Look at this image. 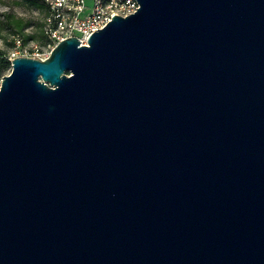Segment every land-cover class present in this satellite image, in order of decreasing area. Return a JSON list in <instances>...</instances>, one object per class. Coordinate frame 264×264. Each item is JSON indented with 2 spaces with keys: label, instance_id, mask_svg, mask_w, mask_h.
<instances>
[{
  "label": "water",
  "instance_id": "1",
  "mask_svg": "<svg viewBox=\"0 0 264 264\" xmlns=\"http://www.w3.org/2000/svg\"><path fill=\"white\" fill-rule=\"evenodd\" d=\"M0 82V264H264V0H136Z\"/></svg>",
  "mask_w": 264,
  "mask_h": 264
},
{
  "label": "built area",
  "instance_id": "2",
  "mask_svg": "<svg viewBox=\"0 0 264 264\" xmlns=\"http://www.w3.org/2000/svg\"><path fill=\"white\" fill-rule=\"evenodd\" d=\"M41 1L46 7L43 29L52 44L50 49L59 41L72 36L77 37L82 45H86L89 36L110 22L113 15L127 16L135 12L139 6L136 0ZM17 43V47H20L21 43L19 41ZM24 51L27 52V49ZM21 56L30 57L26 54ZM15 57L19 56L13 55L9 58L10 62Z\"/></svg>",
  "mask_w": 264,
  "mask_h": 264
},
{
  "label": "rangeland",
  "instance_id": "3",
  "mask_svg": "<svg viewBox=\"0 0 264 264\" xmlns=\"http://www.w3.org/2000/svg\"><path fill=\"white\" fill-rule=\"evenodd\" d=\"M45 13L44 7L28 5L26 0H0V82L11 71L9 58L13 55L43 58L50 52L52 44L42 30ZM19 24L22 25L17 28ZM17 31L20 34H15ZM18 41L22 47H17Z\"/></svg>",
  "mask_w": 264,
  "mask_h": 264
},
{
  "label": "trees",
  "instance_id": "4",
  "mask_svg": "<svg viewBox=\"0 0 264 264\" xmlns=\"http://www.w3.org/2000/svg\"><path fill=\"white\" fill-rule=\"evenodd\" d=\"M41 1V0H40ZM26 2H27V4L28 5H37L38 7H44V9H45V11H46V7H45V5L43 4V2L41 1V3L40 4H36V2L35 1H32V0H26ZM46 14V13H45ZM22 24H19V25H17V28H19L20 26H21ZM42 30H43V33H44V29H43V23H42ZM15 34H20V31H17ZM44 35H45V33H44ZM46 36V35H45ZM46 38H47V36H46ZM26 37L24 38V39H22L23 40V44H25L24 42L26 41ZM48 39V38H47Z\"/></svg>",
  "mask_w": 264,
  "mask_h": 264
}]
</instances>
